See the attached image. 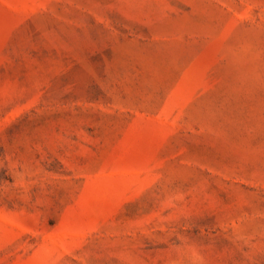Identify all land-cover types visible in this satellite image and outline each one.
Segmentation results:
<instances>
[{"label":"rangeland","instance_id":"rangeland-1","mask_svg":"<svg viewBox=\"0 0 264 264\" xmlns=\"http://www.w3.org/2000/svg\"><path fill=\"white\" fill-rule=\"evenodd\" d=\"M0 264H264V0H0Z\"/></svg>","mask_w":264,"mask_h":264}]
</instances>
